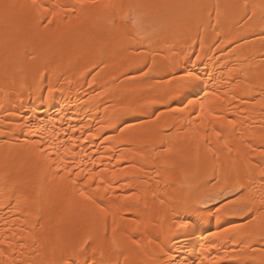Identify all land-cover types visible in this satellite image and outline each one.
<instances>
[{
    "label": "bare ground",
    "instance_id": "1",
    "mask_svg": "<svg viewBox=\"0 0 264 264\" xmlns=\"http://www.w3.org/2000/svg\"><path fill=\"white\" fill-rule=\"evenodd\" d=\"M82 2L37 19L30 0H0V240L12 244L0 264H264V239L232 203L264 195V0H119L114 21ZM130 3L152 6L137 9L139 30L122 19ZM57 141L102 173L99 191L75 186L92 200L38 150L56 159Z\"/></svg>",
    "mask_w": 264,
    "mask_h": 264
},
{
    "label": "snow or ice",
    "instance_id": "2",
    "mask_svg": "<svg viewBox=\"0 0 264 264\" xmlns=\"http://www.w3.org/2000/svg\"><path fill=\"white\" fill-rule=\"evenodd\" d=\"M5 9H10L14 7V5L11 4H6L3 5ZM77 7L83 9L84 4L82 0H74V3L71 4H62V3H55L51 6L45 5L43 3H40L39 0H30L29 4V9L30 12L37 18L40 19L42 16L45 14L50 16V17H57L61 12L64 13H74L77 9ZM92 7L94 9L99 10V15L98 18H103L109 21H114L116 16L119 14L121 10L124 9L125 5L119 0H99V3H97V0H93V5ZM147 7H152L150 5H145V4H128L127 8L129 9L128 12H125L122 19L126 20L128 23H130L133 27H136L137 30H139L142 27L141 24V19L140 15L137 13V9L140 8H147ZM190 8H196L200 9L203 8V5L200 4H194V5H189ZM219 6H217L218 8ZM245 9L248 8L247 3L243 5ZM259 7L262 10H264V2H262L259 5H253V14H255V8ZM211 15V13H209ZM217 15H219V12L217 11ZM248 19H251V17H248ZM48 23H52V20L49 19ZM185 77L188 79H195V74L193 72H186ZM56 89L54 88H49L48 92L51 95L53 92H55ZM178 97L176 96H169L168 100L171 101L173 99H177ZM168 101H157V100H147L145 101L146 104L152 105L156 103H167ZM197 101L194 100H188L187 104L188 105H195ZM187 106V105H186ZM200 107L203 109L204 105L203 103L200 104ZM209 115H212V113H209ZM158 119V117H157ZM213 119H222V117H217L213 116ZM229 124H232L234 126V122L229 120ZM75 131V129H73ZM2 134V133H0ZM220 133H217V136H219ZM39 144L40 142H36ZM73 143H75L73 141ZM59 145V146H58ZM51 148L55 150V156L57 157L56 159H52V155L46 151L43 148H39L38 150L41 152L43 155L44 160L49 161V168H55L56 169V175L60 176L61 180H64L65 177L61 175L62 172L67 173V180L70 182V184L73 187V192L78 191L79 197L82 198L84 201H89L92 200V195L90 192L87 190H79L75 186L78 183V180L82 183H86L89 187H95L96 191H99V185L103 183V176L102 173H94L91 169H88L85 171V169L80 166L75 164L74 161L67 159L70 156H74L75 153L72 151V148L70 147H65L62 144H59V142H54L52 145H50ZM64 147V152L63 154L60 153L59 148ZM261 157H264V149H262L259 153ZM92 164L95 165L96 161L93 160ZM75 167L76 171H72V168ZM254 167L259 169V177H260V182H261V187H264V165L257 164ZM104 171H107L105 169ZM97 176L100 177V180L97 181ZM96 182V183H94ZM248 187H251V183H249ZM245 185L240 183L239 180L235 184L234 188L232 189L233 191H238L241 189H244ZM108 189L105 188L104 191H107ZM131 196L135 197V193H132ZM138 198V197H136ZM232 203H245L246 211L249 213L248 220L246 221L247 224L252 228V231L248 233V235H252L253 233L259 234V236L264 239V195L260 197L259 200V208L254 207L256 201L254 199H249L247 197L241 196L239 200L233 201ZM99 208L100 213H102L105 217L109 215V212L107 209L104 207H101L100 205H97ZM227 211V208H225ZM219 211V210H218ZM113 224L115 225V218L113 219ZM116 227L114 226L112 229V237L108 243L113 249L119 248L120 247V242L118 240V237L116 235ZM225 232L229 231L228 229L224 230ZM13 236H15V233H12ZM212 236L218 235V233L213 232L211 233ZM92 240V234L89 232L84 239L82 240L81 244H87L89 241ZM135 243V241H133ZM7 245V247L11 248L12 244L9 240L7 239H2L0 240V245ZM23 246V245H21ZM101 249V255H103V243L99 245ZM203 247V245L201 246ZM97 249L93 248V252H96ZM161 251H163V248L161 247ZM5 252L2 248H0V257L4 256ZM49 264H57V261L51 260L49 261ZM59 264H76L75 259H70V258H64L62 259ZM170 264H176L174 260L170 262ZM186 264V262H184Z\"/></svg>",
    "mask_w": 264,
    "mask_h": 264
},
{
    "label": "rangeland",
    "instance_id": "3",
    "mask_svg": "<svg viewBox=\"0 0 264 264\" xmlns=\"http://www.w3.org/2000/svg\"><path fill=\"white\" fill-rule=\"evenodd\" d=\"M224 201H226V200H223L222 202H224ZM222 202H221V203H222Z\"/></svg>",
    "mask_w": 264,
    "mask_h": 264
}]
</instances>
